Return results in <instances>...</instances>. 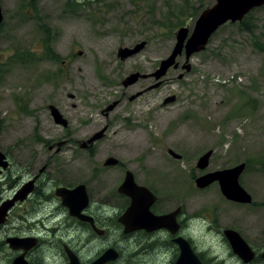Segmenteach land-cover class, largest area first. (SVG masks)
Wrapping results in <instances>:
<instances>
[{
  "label": "rangeland",
  "instance_id": "obj_1",
  "mask_svg": "<svg viewBox=\"0 0 264 264\" xmlns=\"http://www.w3.org/2000/svg\"><path fill=\"white\" fill-rule=\"evenodd\" d=\"M214 3L0 0V152L12 163L0 175V201L15 191L25 170L37 172L47 165L50 178L44 176L38 187L43 191L49 180L48 193L55 186L88 183L97 208L99 201L119 205L124 200V204V196L116 189L129 171L138 185L158 197L155 210L179 206L189 215L203 217L202 222H193L194 240L203 242L202 246L227 264H240L221 240L217 239V245L210 242L213 235L206 232V224L214 216L219 229L231 226L246 241L259 226L264 227V53L254 45V41L264 45V6L252 10L246 19L253 35L240 29L241 22L225 23L203 51L189 58V72L171 68L159 87L149 89L157 82L150 74L171 55L177 30L185 27L191 32L198 15ZM47 28L60 64L43 55L41 42ZM141 43L144 46L136 54L120 59V49L130 50ZM19 52L30 53L34 59L13 61ZM176 59L180 65L184 63L183 54ZM137 73L144 77L123 85ZM136 93L140 95L129 101ZM171 96H176L175 101L163 105ZM117 101L108 114L102 112ZM48 106L57 109L65 127L54 122ZM105 126L106 132L93 144L91 154L79 148L76 142ZM168 150L180 158H173ZM208 151L212 152L208 167L198 170V157ZM109 157L118 165L104 166ZM241 163L246 168L238 182L252 202L260 205L256 211L228 206L216 184L204 189L194 185V177ZM32 199L31 204L19 203L10 210L0 230V242L28 234L26 219L35 212L44 213L43 200ZM97 215L101 221L107 216L103 212ZM19 224L25 228L17 230ZM37 235L49 244L60 238L72 243L75 237L71 231L53 229ZM139 238L128 241L113 225L110 238L85 241L84 236L78 241V250L88 259L111 244L120 255L111 264H169L168 248L141 245ZM50 249L49 253L43 250L38 258L42 262L37 264H55L50 258L54 249ZM0 257V264H10L3 252Z\"/></svg>",
  "mask_w": 264,
  "mask_h": 264
},
{
  "label": "water",
  "instance_id": "obj_2",
  "mask_svg": "<svg viewBox=\"0 0 264 264\" xmlns=\"http://www.w3.org/2000/svg\"><path fill=\"white\" fill-rule=\"evenodd\" d=\"M32 1V0H31ZM264 0H215V3L203 10L194 22V26L189 32L185 27L179 28L175 35V45L172 49L171 55L160 62L159 67L152 74L157 83L151 86L149 89L159 87L160 79L165 76L169 68H176L175 60L178 56H185V63L182 67L183 70L189 71L190 65L188 64L189 58L204 50L212 34H214L225 23L241 22L252 10L263 7ZM1 7H0V21H1ZM143 43L136 45L132 49H120V59H125L128 56L136 54L142 47ZM139 74H134L130 78L123 81V85L127 86L132 84ZM144 77V76H141ZM182 77V74L178 76V79ZM139 94L132 96L133 99ZM175 101V97L171 96L163 101V104L172 103ZM116 103L107 106L104 112L107 114L111 111ZM50 115L52 116L56 124L66 126V121L62 119L57 109L53 106L49 107ZM105 128L95 132L89 139L80 143L81 149H86L88 145L92 144L96 140H99ZM61 145V144H58ZM168 154L175 159H179L180 156L174 153L172 150H168ZM212 152L208 151L204 153L196 164L199 169L207 167L209 158ZM117 164V160L109 157L103 163L104 166H114ZM8 163L5 161L4 155L0 152V167L6 168ZM245 165L242 163L238 166L224 169L220 171H214L196 179L195 184L199 188H204L213 182H217L220 187L221 194L228 200L238 203L251 202L250 195L240 186L238 178L242 171H244ZM32 182L27 183L24 187L14 195L13 198L4 201L0 205V225H3L6 221L8 211L14 207L16 202H23L24 199L32 192ZM117 192L125 195L130 204L122 215L117 219L119 224L123 226L124 234L132 233L136 230L144 229L147 232H152L156 229H166L170 233H175L177 225L175 224V215L177 211L167 215H154L150 211V207L156 200V197L144 186H140L135 183L131 172L125 173L122 183L119 185ZM55 194L62 201V206L68 209L71 216H77L78 211H74V201L77 199L85 205L87 202L86 190L84 185H79L73 189L66 187H59L56 189ZM77 200V201H78ZM77 203V202H76ZM73 205V206H72ZM225 235L231 245L233 253L237 254L244 262L251 259L252 253L246 243L241 239L238 233L233 231H225ZM36 238H16L10 237L6 239L7 244L11 249L23 250L33 247L36 244ZM176 244L179 249L177 259L173 264H203L198 257L192 251L189 243L182 239H176ZM70 264H79V261L72 253L68 254ZM119 253L114 248L106 249L100 257L91 262L90 264H106L108 262H117ZM13 264H28L23 256L16 258Z\"/></svg>",
  "mask_w": 264,
  "mask_h": 264
},
{
  "label": "flooded vegetation",
  "instance_id": "obj_3",
  "mask_svg": "<svg viewBox=\"0 0 264 264\" xmlns=\"http://www.w3.org/2000/svg\"><path fill=\"white\" fill-rule=\"evenodd\" d=\"M118 55H119V52H118ZM180 57H181V55H180ZM184 63H185V56H184ZM184 63L180 65L176 59L175 64H177V67L176 68L171 67V68L173 70H177L178 68L182 69ZM55 64H57V63H55ZM188 64H189V60H188ZM171 68H169V69H171ZM152 74L153 73L150 74L151 77H153ZM139 78H142V77L139 76L138 79ZM138 79H136L132 84L137 82ZM160 81H161L160 82V84H161L162 80H160ZM132 84H130V85H132ZM136 94H139V93H136ZM131 97L128 98L129 101L136 99L138 96L133 98V99H130ZM115 103L117 104V103H119V101H117ZM48 109H49V106H48ZM102 112L105 113L104 110H102ZM105 115H106V113H105ZM104 128H105V131H104V133L100 139L103 138V136L106 132L107 126H105ZM96 132H98V131H96ZM93 134L94 133L89 135L87 139H89ZM87 139H85L83 141H86ZM83 141H81V142H83ZM81 142H76L78 144L79 148H80ZM95 142L88 145V147L86 149H83V150H85L86 152L91 154V152L93 151L92 147H93V144ZM57 146H61V145H57ZM57 151H59V149ZM2 154L5 157V161L7 163L8 162L9 163L5 169H2L0 167V175L9 171L11 169V167H9V166L12 164L11 160L8 161L7 156L4 153H2ZM200 157H198V159ZM198 159L196 161V164L198 162ZM209 160H210V158H209ZM196 164H195V167H196ZM243 164L245 165V168H246V163H243ZM116 165H118V162ZM208 165H209V162H208ZM208 165H207V167H208ZM207 167H205L204 169H199L198 167H196V168L198 170L204 171ZM222 170H224V169H222ZM216 171H220V170H216ZM25 172L27 174H25L24 176H22V175L19 176V181L15 184V186H16L15 191L9 195H6V197L3 201L1 199L0 205L4 201L9 200L10 198H13L14 195L17 194L24 187V185H26L29 182H32V186H33L32 192L26 197V199H24L23 202H16L14 207L17 208L20 205L19 203H22L21 205H23L29 201L31 204L32 202H34L32 197L36 196V197H38L39 200H43L40 202V204H41V206L43 205V207L45 209L43 211L44 213H42L41 215H38V213L35 212L38 210V207H37L36 209H34L35 215L32 214V216L30 217V220L26 219V228L28 230L27 232H29L28 234L13 235V237H16V238H36L37 241L33 247L27 249L26 251L11 249L10 246L6 242V239L9 237L5 238L4 241L0 242V253L3 252V255L5 256V258L10 259V264H13V261L20 256H23V259L28 264H37L36 262L39 259H41V256L43 255V250H47V253H49V252H52L50 248L54 249V253L51 254L50 258L55 264H70V259L68 256L69 253H72L73 255H75L77 257L79 264H90L91 262L96 260L98 257H100V255H102L105 250H101L93 258L83 259V257L80 255V251L78 250V247H79L78 241L80 240V242H81L82 237L85 236V238H86L85 241H89V240L96 238V237H99L100 239L104 238L107 240V237L110 238V231H111V227L113 225L117 229L121 230L122 234H124L123 226L121 224H119L117 219L122 215V213L129 206L130 201L125 195L117 192L118 188L116 189V192L118 194L124 196L125 203L123 204L124 200L122 197H120V198H122V200H123L122 201L123 205L122 204L118 205L112 201H106V202H100L99 201L98 203L100 205L99 206L100 209L103 208L101 211L99 208H97L95 206V204L97 202L94 201L92 199V197H90L91 195H89V189L87 187L88 183L76 184L75 186H62V185L55 186L54 189L50 193H48L47 186L49 185L50 180H49V182L44 183L45 187H46L45 191H43L42 188H38V187H39L40 182L44 176H47L48 178H50L49 166L44 165L42 168L37 170V172H33V171L31 172L28 169L25 170ZM209 173H212V172H206V173H204L198 177H194L193 182H194L195 187L197 189H204V188H206L212 184H216L218 186V189L220 192V187H219L217 182H213L204 188H199L196 186V184H195L196 179H198L199 177H202L206 174H209ZM22 178H25V179L23 180ZM122 181H121V183H122ZM79 185L85 186L87 202L85 205H82V202L80 200L77 199L78 201L77 200L74 201V207H75L74 211H78V208H79V213L77 216H71L69 214L68 209L65 208L64 206H62V201L59 197L56 196L55 191L59 187H66L69 189H73ZM140 186H142V185H140ZM150 192L156 197V200L154 201V203L150 207V211L154 215H157V216L167 215V214H170V213L177 211V214L175 215V224L177 225V229H176L175 233H173V234L170 233L168 230L162 229V228L156 229L152 232H147L144 229L136 230L132 233L124 234L125 237H129L128 241H131L134 236L138 235L140 237L138 239V243L140 241L139 244H141V245L151 243L155 246H165L164 248H168L170 255H171L169 264H173L174 261L177 259L178 254H179V249H178V246L176 244V239L182 238L189 243L192 251L194 252V254L198 257V259L203 264H227L225 259H223L222 257H220L216 253H212V250L210 248H205L206 246H202L203 242L194 240L195 232L193 229V222H195L197 220H199V222H202L201 218H203V217L196 216L197 214H192V215L190 214L189 215L188 212L185 213L183 211V209L179 206L175 207L172 210H161L158 208L155 210V206L159 203L158 197L151 190H150ZM220 194H221V192H220ZM221 196L226 200L227 203H230V204H228V206H236V207L247 206L248 208H251V207L255 208V211L258 210V208H260V205L253 203L252 200L249 203H245V204L243 203L242 204V203H238V202L228 200L222 194H221ZM250 197H251V195H250ZM250 204H252V205H250ZM12 209H13V207H12ZM102 212L105 213V215H107V216H105L103 218V220L101 221L98 219L99 216L97 215V213L100 215V213L102 214ZM9 213H10V211H8V216H7L4 224L0 225V230L5 227V224L8 221ZM228 214L230 215V214H232V212L231 213L228 212ZM50 223H51V226H48ZM206 225H207V231L206 232L208 234L213 235V236H209L210 242L214 243V245H217V243H218L217 239L221 240V242L226 244V247L230 250L231 256L237 259V262H239L240 264H264V227L259 226L257 228V230L254 231L255 233L253 234L251 239L246 241V239L237 230H235L231 226L219 229L216 225V220L214 219V216L211 217V220L208 221ZM24 228H25V226H23L21 224L16 226L17 230H22ZM49 229L57 230V233H58V231L59 232L60 231H64V232L71 231L75 234V237L72 238L73 239L72 243L70 241H68V239L63 240L62 238H60V239H58L57 242H51V244L53 243L52 244L53 246H52L51 244H49L48 241H44L42 238H40L39 235H37L38 231L42 232L43 230H45L47 232V230H49ZM228 230L238 233V235L241 237V239L246 243V245L248 246V248L250 249V251L252 253V257L249 261L244 262L237 254L233 253L231 245H230V243H229V241L225 235V231H228ZM107 247L108 246H106L105 249L115 248V247H111V244L109 245L108 248ZM7 253H8V255H5ZM0 260H1V257H0ZM38 262H42V261H38ZM106 264H111V262H108Z\"/></svg>",
  "mask_w": 264,
  "mask_h": 264
},
{
  "label": "trees",
  "instance_id": "obj_4",
  "mask_svg": "<svg viewBox=\"0 0 264 264\" xmlns=\"http://www.w3.org/2000/svg\"><path fill=\"white\" fill-rule=\"evenodd\" d=\"M247 17H248V15L246 17H244V19L241 21V23H239L240 27H241L240 29H242L245 32H248L250 35H253L252 34V30H251V26H249V24L246 23ZM177 19L179 21L178 25H180L181 24L180 17H177ZM44 33H45V39L42 38V42H41L42 43L41 45H42L43 55L48 60H51V61H53V62H55L57 64H60L62 62L60 56L53 51V49L51 47V44L48 41L49 37H50L49 29L47 28V30H45ZM254 45L261 53H264V45L260 44L257 41H254ZM33 57L34 56H32V54H30V53L19 52V53L15 54V57L13 58V61L21 63V62H24V61H27V60H30V59H34ZM263 166H264V163H263Z\"/></svg>",
  "mask_w": 264,
  "mask_h": 264
},
{
  "label": "bare ground",
  "instance_id": "obj_5",
  "mask_svg": "<svg viewBox=\"0 0 264 264\" xmlns=\"http://www.w3.org/2000/svg\"><path fill=\"white\" fill-rule=\"evenodd\" d=\"M131 145V144H130ZM62 233V232H61Z\"/></svg>",
  "mask_w": 264,
  "mask_h": 264
}]
</instances>
